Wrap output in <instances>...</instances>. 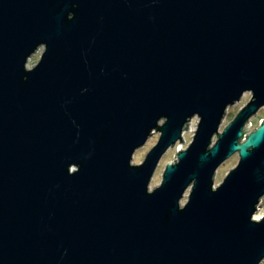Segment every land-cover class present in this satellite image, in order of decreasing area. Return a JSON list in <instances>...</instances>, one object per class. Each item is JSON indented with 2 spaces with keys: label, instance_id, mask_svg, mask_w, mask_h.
<instances>
[{
  "label": "water",
  "instance_id": "1",
  "mask_svg": "<svg viewBox=\"0 0 264 264\" xmlns=\"http://www.w3.org/2000/svg\"><path fill=\"white\" fill-rule=\"evenodd\" d=\"M263 106L264 0H0V264H262Z\"/></svg>",
  "mask_w": 264,
  "mask_h": 264
},
{
  "label": "rangeland",
  "instance_id": "2",
  "mask_svg": "<svg viewBox=\"0 0 264 264\" xmlns=\"http://www.w3.org/2000/svg\"><path fill=\"white\" fill-rule=\"evenodd\" d=\"M43 52V48H41L36 54H34L28 62V67H33L34 65H36L42 55ZM251 99V92H246L240 101H237L235 104L230 105L226 111V116L222 122V125L220 127V132H223L224 128L229 125V123H231L235 117L239 114V112L241 111V109L247 104L249 103ZM264 120V106L258 111V113L253 116L250 119V129L249 131H253L255 130L260 122ZM198 123H199V117L195 116L190 123L188 124V129H186V131L183 134V144H180V142L177 143V145L173 148H170L162 157L161 161H160V165L158 166V169L154 175V178L152 180V184L151 187L155 188L158 184H160L162 182V175L163 172L166 168V165L169 162H175L177 159V150L179 148L182 149H186L189 144L193 141V137L194 134L197 130L198 127ZM197 127L195 129V131H191V128L193 125H196ZM160 138V133H153L147 140L146 144L143 145L142 147L138 148L134 154V159L133 162L136 164L142 163L146 156L148 155V153L150 152V150L158 143ZM217 140V137L214 140ZM139 152V153H138ZM138 153V156L137 154ZM239 154L235 153L233 156H231L230 158H228L227 160H225L220 167L218 168L216 174H215V182L216 185H219L221 183H223L224 179L226 178V176L229 174V172L231 171V169L237 167V165L239 164ZM190 189L189 188L186 192V196L183 198L182 202L185 203L188 199V196L190 194ZM256 213H259L262 218L264 217V197L261 200V203L259 205V208L257 210ZM264 264V262L262 263Z\"/></svg>",
  "mask_w": 264,
  "mask_h": 264
},
{
  "label": "bare ground",
  "instance_id": "3",
  "mask_svg": "<svg viewBox=\"0 0 264 264\" xmlns=\"http://www.w3.org/2000/svg\"><path fill=\"white\" fill-rule=\"evenodd\" d=\"M196 127H197V124H196V125H193L192 128H191V131H192V132L195 131ZM138 153H139V152H138ZM138 153H136L137 156H138ZM255 217H259L260 219L262 218V216H261L259 213H256Z\"/></svg>",
  "mask_w": 264,
  "mask_h": 264
},
{
  "label": "snow or ice",
  "instance_id": "4",
  "mask_svg": "<svg viewBox=\"0 0 264 264\" xmlns=\"http://www.w3.org/2000/svg\"><path fill=\"white\" fill-rule=\"evenodd\" d=\"M254 219L259 220L260 218L259 217H255Z\"/></svg>",
  "mask_w": 264,
  "mask_h": 264
}]
</instances>
